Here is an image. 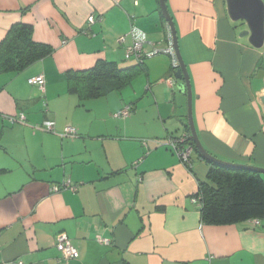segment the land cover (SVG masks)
<instances>
[{
  "label": "crops",
  "instance_id": "obj_1",
  "mask_svg": "<svg viewBox=\"0 0 264 264\" xmlns=\"http://www.w3.org/2000/svg\"><path fill=\"white\" fill-rule=\"evenodd\" d=\"M165 4L200 143L219 160L264 169V43L255 49L240 37L247 26L229 19L225 0ZM15 24L31 26L33 42L53 53L0 74V264H264V219L203 224L194 196L208 165L193 151L187 167L163 145L189 132L169 56L146 59L121 92L84 101L68 93L67 72L133 64L123 59L129 42L117 43L131 26L145 34L146 49L167 48L158 0H0V42ZM39 75L43 93L28 84ZM124 106L131 114L117 119ZM20 114L24 122H10ZM45 121L55 133L36 129ZM67 126L75 138L59 136ZM59 234L77 259L60 258Z\"/></svg>",
  "mask_w": 264,
  "mask_h": 264
},
{
  "label": "trees",
  "instance_id": "obj_2",
  "mask_svg": "<svg viewBox=\"0 0 264 264\" xmlns=\"http://www.w3.org/2000/svg\"><path fill=\"white\" fill-rule=\"evenodd\" d=\"M32 32V27L25 24L10 27L0 42V74H18L52 55L51 47L33 42ZM124 61L133 64L124 67L115 62L99 61L91 69L67 72L68 93L84 101L121 92L140 75L144 63L132 59ZM188 143L193 146L190 138ZM203 161L208 165L206 180L199 182L194 196L203 224L224 225L264 219V181L261 175Z\"/></svg>",
  "mask_w": 264,
  "mask_h": 264
},
{
  "label": "built area",
  "instance_id": "obj_3",
  "mask_svg": "<svg viewBox=\"0 0 264 264\" xmlns=\"http://www.w3.org/2000/svg\"><path fill=\"white\" fill-rule=\"evenodd\" d=\"M96 21L94 16H89L87 18L88 26L92 25ZM129 42L128 45L125 46L123 57L125 60H136L139 62L145 61L148 58L153 56H157L159 54L167 55L172 60V69L175 71L178 69V63L174 56L173 46L171 38L168 41V46L164 50H156L154 48H150V50L146 49L151 44L147 42L145 34L139 30L138 28L131 26L129 32L125 35L120 36L117 39V43L119 45H124L125 43ZM65 43V42H63ZM174 79L171 77L166 79L167 85L169 87L172 86ZM28 84L32 86H36L41 93L44 92V79L43 76L39 75L36 77H32L28 79ZM131 113L130 106H124L116 115L115 117L118 119L127 118ZM10 122H24L25 117L23 114H20L18 117H11ZM36 129L42 130L48 133H55L54 132V122L52 121H45L40 126H37ZM60 137H69L75 138L77 136V132L75 128L67 126L63 129V131L59 134ZM189 135L186 133L177 135V136H168L164 142V146L171 150L179 159V161L187 166H191V156L194 151L193 146L188 143ZM144 146L146 142H143ZM137 163L134 164V166ZM65 189H69L71 191H75L76 188L74 186L69 185L68 182H65L62 185ZM58 188L54 187L53 191H57ZM195 203H198L197 199H194ZM98 241L102 244H108V240L101 239L100 237L97 238ZM55 248L58 251L60 258L64 260L70 259H77L79 254L77 249L72 245L70 240L64 235L59 234L56 236V243Z\"/></svg>",
  "mask_w": 264,
  "mask_h": 264
},
{
  "label": "water",
  "instance_id": "obj_4",
  "mask_svg": "<svg viewBox=\"0 0 264 264\" xmlns=\"http://www.w3.org/2000/svg\"><path fill=\"white\" fill-rule=\"evenodd\" d=\"M225 2H226V11L229 19L232 22L242 21L247 26V30L242 32L240 34V37H247L248 42L252 47H254L255 49H261L264 43L263 0H225ZM158 3H159V9L161 15L169 28L174 56L178 63V69L174 71V77L178 81H183V84L180 85V90L181 93L185 95L187 99V126L189 129V137L193 143L194 151L202 158V160L216 164L218 166L229 169H236V170H247L259 175H264L263 168L224 162L222 160L215 158L207 151H205V149L203 148L202 144L198 139L193 124L192 110H191L192 96H191L189 78L184 62L179 52L174 24L167 11L165 0H158ZM258 100L264 108V94L259 96Z\"/></svg>",
  "mask_w": 264,
  "mask_h": 264
},
{
  "label": "rangeland",
  "instance_id": "obj_5",
  "mask_svg": "<svg viewBox=\"0 0 264 264\" xmlns=\"http://www.w3.org/2000/svg\"><path fill=\"white\" fill-rule=\"evenodd\" d=\"M126 64H129V62H127ZM134 84V83H133ZM129 89L126 91H124L122 94H123V96H125L124 94H127V93H129ZM261 178L263 179L264 178V175H261Z\"/></svg>",
  "mask_w": 264,
  "mask_h": 264
}]
</instances>
